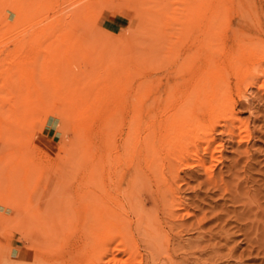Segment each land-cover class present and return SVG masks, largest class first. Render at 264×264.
<instances>
[{"label": "rangeland", "instance_id": "obj_1", "mask_svg": "<svg viewBox=\"0 0 264 264\" xmlns=\"http://www.w3.org/2000/svg\"><path fill=\"white\" fill-rule=\"evenodd\" d=\"M5 5L0 23L20 17L13 22L24 27L29 16L38 25L41 62L50 61L53 43L48 68L64 88L146 86L139 93L154 102L139 110L134 94L118 91L104 109L77 118L60 107L50 118L34 104L33 77L9 76V107L0 108V264H264V47L247 35L246 0ZM189 96L215 97L219 107L232 101L234 116L212 129L214 157L205 151L210 125L186 142L172 133L185 130L186 115L161 125L158 103ZM232 119L247 142L222 132L225 123L239 132ZM152 131L163 179L137 154ZM162 181L174 199L157 190Z\"/></svg>", "mask_w": 264, "mask_h": 264}, {"label": "bare ground", "instance_id": "obj_2", "mask_svg": "<svg viewBox=\"0 0 264 264\" xmlns=\"http://www.w3.org/2000/svg\"><path fill=\"white\" fill-rule=\"evenodd\" d=\"M246 6H247V19L245 23V28L247 31V35L254 43L261 44L264 47V8L262 6V1L246 0ZM0 7H2L3 9L7 7L5 5V0H0ZM1 12L3 13V11ZM5 14L6 13H4V15ZM19 18L20 17H16L13 20L17 22ZM25 18L26 20H30V22H28V24L24 27L20 26L19 24H15V22H13V20H11L10 18L7 19L5 22L0 23V108L9 107V101L6 100V98L2 95L4 93L5 94L8 93L7 91H8L9 76L13 74L23 75L25 73L33 77L34 80L33 85L31 86L34 88V91L38 95L37 99L34 100L35 106L38 108L47 109L50 113V118L53 117L54 115L53 112L60 107L74 109L75 111H73L72 115L77 118L86 115L88 113L87 109H104L110 105V100L108 98L111 97L113 94H116L118 91L122 94H134L133 98L136 101V103L139 105L138 107L139 110L143 108H147L148 103L152 104V102H154V101H150V99L145 97L144 100L142 99L143 96H141L139 92L143 91V89H147L146 86L144 87L138 86L135 90L129 87L123 90H118V89L113 90L111 92L105 91L106 88L102 90L84 89V88L82 89L64 88L63 81L58 78L57 70L50 71V69L48 68L49 65L55 59L54 56L55 51L53 50L54 48L53 43H50L48 47V49L50 50V55H49L50 61L41 62L40 53L38 49L39 33L41 32V30L38 28L37 24L32 22L33 21L31 20L32 17L28 16ZM263 52H264V48H263ZM260 59L264 61V53ZM45 60L48 59H44V61ZM40 78L42 79L41 86L35 80V79L39 80ZM37 86L40 88H38ZM46 92L50 93L49 95L51 96V98L46 102H44L41 100V97ZM176 92H177L176 89L172 90L171 95ZM218 94H220V96L223 97L229 96L227 92H223V91L221 93L219 92ZM215 96L217 97V94ZM197 98H198L197 96L196 98L189 96L177 102L163 101L162 104L160 102L159 103L157 102L158 105L156 107L162 106V108L165 109L163 110L164 111L163 113L165 114V120L162 122L161 125L165 128H168L169 126L172 127L173 125L172 123H174L176 117H180L181 114L186 115L188 118L187 120L183 121L185 130L172 131V133L177 135V140L179 142H186L188 137L194 136L195 134L198 133V131L203 130L204 128H206V126L210 125L208 132L209 135H211L212 139L211 141L206 142L205 151L208 152L210 157H214L216 148L211 150L210 147L212 145V142L213 143L215 142V139L213 138V134H212V129L217 124L218 119L222 118L225 122L227 115L234 116L230 111V106L232 104L231 103L232 101L230 102L228 100V102L223 107H219L217 103V99L215 97L206 100L200 98L197 99ZM243 98L245 100L247 99L245 95L243 96ZM146 100L149 102H147ZM58 103L62 105L58 106ZM121 103H119L120 108H121L120 105ZM153 104L155 105L156 102ZM0 111L2 112V109ZM10 111L14 112L12 108L10 109ZM4 115L5 114L1 115L3 116L2 119H4ZM203 115H204V119L202 118ZM232 121L237 124L239 132H237L236 134L233 131V129H229L226 126V123L224 124V128L222 132L224 134L227 133L230 139L237 137L240 143L247 142L249 138V134L247 130L244 129L243 131H241L239 121L236 119H232ZM109 136H110L109 134L101 135L102 141L106 143L109 139ZM154 138H155V133L152 131L144 141L145 147L139 150L137 154L140 157L141 161L153 160L154 166L150 172H152V175H154L155 178L163 179L164 167L160 163L161 152L156 150L155 145L157 146V144L154 142L155 141ZM133 154L134 152L132 154H129L130 160L133 159L134 157ZM178 163L181 165V167H183L186 170L188 169L189 171H193L194 169L193 164L189 163L188 160L183 155H179ZM199 163L201 165L203 161L199 160ZM123 172L124 170H121L120 174H124ZM206 172H207V176L210 179H213V171L210 168H208ZM162 182L163 183L157 182L156 185L157 190L158 189L163 190L162 195H164L167 192V194H170L174 199V192L172 188L170 186H165L164 181ZM256 202L257 201L255 200H250V204H253L255 206L253 210L256 209L258 211L260 205L259 204L255 205ZM250 212L251 210H248V213ZM254 217H256V215H254Z\"/></svg>", "mask_w": 264, "mask_h": 264}]
</instances>
